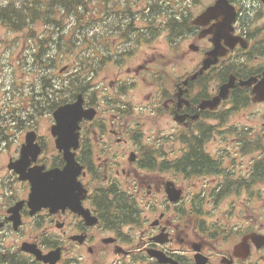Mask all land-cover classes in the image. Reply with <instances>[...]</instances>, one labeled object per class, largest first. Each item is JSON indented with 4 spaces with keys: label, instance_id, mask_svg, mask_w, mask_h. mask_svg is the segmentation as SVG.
Listing matches in <instances>:
<instances>
[{
    "label": "flooded vegetation",
    "instance_id": "obj_1",
    "mask_svg": "<svg viewBox=\"0 0 264 264\" xmlns=\"http://www.w3.org/2000/svg\"><path fill=\"white\" fill-rule=\"evenodd\" d=\"M216 1L105 0L104 19L98 0H91L99 21L87 34L85 50L80 33L57 28L64 0H40L29 9L30 0H0V6L13 3L14 10L28 12L13 23H48L54 36L78 52H96L90 56L93 72L179 70L202 76L175 85L180 96L163 91L150 97L163 114L184 118L153 142L123 117L122 98L129 91L117 75L100 87L101 101L96 88L92 98L80 90L79 80L74 91L63 85L54 97L45 94V82V91L37 92L39 106L19 122L11 84L0 98V264H264V173L252 161V118L240 125L235 115L240 91L251 87L234 88L216 110L200 107L227 80L217 83V74L247 79L260 72L262 58L252 56V41L264 39V0H226L235 9L231 39L224 31L216 37L224 12L200 19ZM215 47L217 62L202 70ZM80 92L84 109L94 107L96 116L79 121L76 140L57 142L50 104L72 102ZM107 97L116 101L110 107ZM27 104L31 110L33 103ZM28 142L31 154L20 171L16 163ZM65 148L74 165L63 203H29L31 179L41 180L37 184L45 190L41 175L63 171Z\"/></svg>",
    "mask_w": 264,
    "mask_h": 264
},
{
    "label": "rangeland",
    "instance_id": "obj_2",
    "mask_svg": "<svg viewBox=\"0 0 264 264\" xmlns=\"http://www.w3.org/2000/svg\"><path fill=\"white\" fill-rule=\"evenodd\" d=\"M99 17L104 18L106 17V12H102L98 14ZM16 37L12 36V34H9V32L7 31L6 27H4L3 25L0 24V59L4 61V63H10V64H17V60H18V54L19 53V46L21 44V42H19V39H17V41L14 39ZM3 39V40H1ZM11 42V44L13 45V48L11 46V50H8V44ZM71 47H73V44H70ZM69 46V47H70ZM9 70V69H8ZM55 72V71H54ZM178 72V71H177ZM22 72L20 71L19 74H21ZM180 73V72H178ZM181 74V73H180ZM22 75V74H21ZM107 77V79L112 78V73L109 72H102L101 74L98 75V78L100 79V81H103V77ZM121 77V76H120ZM142 88H140L141 91ZM131 91H135L134 89H132ZM264 113V107L261 105H252V119L254 118H260L261 115H263Z\"/></svg>",
    "mask_w": 264,
    "mask_h": 264
},
{
    "label": "water",
    "instance_id": "obj_3",
    "mask_svg": "<svg viewBox=\"0 0 264 264\" xmlns=\"http://www.w3.org/2000/svg\"><path fill=\"white\" fill-rule=\"evenodd\" d=\"M253 81H256V85L253 88V93H254V99L255 100H264V71L262 73V78L260 80L254 79ZM233 86V84H228L223 87H221L222 93L220 96H225V91L228 90L229 87ZM62 110L58 113V118L62 115Z\"/></svg>",
    "mask_w": 264,
    "mask_h": 264
},
{
    "label": "trees",
    "instance_id": "obj_4",
    "mask_svg": "<svg viewBox=\"0 0 264 264\" xmlns=\"http://www.w3.org/2000/svg\"><path fill=\"white\" fill-rule=\"evenodd\" d=\"M68 4H69V3H68ZM68 4H66V5H65V7H66V8H68V7H69V5H68ZM7 26L9 27V25H7Z\"/></svg>",
    "mask_w": 264,
    "mask_h": 264
},
{
    "label": "bare ground",
    "instance_id": "obj_5",
    "mask_svg": "<svg viewBox=\"0 0 264 264\" xmlns=\"http://www.w3.org/2000/svg\"><path fill=\"white\" fill-rule=\"evenodd\" d=\"M43 100V99H42ZM62 126H65V124H62Z\"/></svg>",
    "mask_w": 264,
    "mask_h": 264
}]
</instances>
